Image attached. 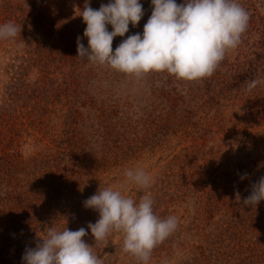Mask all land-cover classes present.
<instances>
[{"label": "trees", "instance_id": "16d2710c", "mask_svg": "<svg viewBox=\"0 0 264 264\" xmlns=\"http://www.w3.org/2000/svg\"><path fill=\"white\" fill-rule=\"evenodd\" d=\"M89 2L93 9H99V0ZM67 5L66 0H0V25L11 21L21 27V33L14 39H0V43L11 41L6 49H14L11 58L0 57V264H23L25 249L35 248L39 238L46 237L49 227L58 231L66 226L73 229L70 222H66L71 212L69 200L79 191V185L88 187L92 175L99 172L102 163L109 161L111 152H108L107 144L111 137L122 136L119 127L116 128L117 101L105 97L101 106L94 102L93 119H84L79 113L78 104L92 101L97 82L99 85L103 81L105 95L123 85L124 74L77 56L76 40L78 36L83 37L86 24L82 17L65 22L70 13ZM82 43L88 47L86 37ZM229 52L211 76L197 80V83L191 81L195 83L193 86L185 85L189 81L179 82L167 72H151L143 77L153 79L152 86L146 88L155 99L165 98L160 111V119L168 124L165 126H194L190 130L194 141L211 132L216 118L212 109L204 111L203 107L206 104L212 106L214 99L224 92L239 91L236 88L245 85V65L240 63L242 61H232ZM241 54H245L244 48ZM257 56L264 59V47L262 54L257 53ZM54 63L59 64L58 70L70 63L72 67L71 76L67 75L59 84L51 74ZM246 69L247 72L248 69L254 71V66L249 64ZM30 72H38L37 77H32ZM184 86L188 90H181L183 100L168 99ZM90 104L87 107L90 108ZM184 105L189 107L186 110L178 108ZM201 109L204 111L202 116L197 112ZM56 112L63 120L66 117L75 120V114L84 120L85 125L78 122L75 128H67L68 143L58 141V133L50 125V116ZM155 119L146 122L147 119L142 118V125H148L146 130L144 128L143 139L150 133L152 125L156 127ZM90 121L94 123L89 124ZM28 146L34 150L26 155ZM200 146H205L206 153L213 155L205 142ZM117 149L113 159L126 160L125 150ZM256 152L260 151L254 150V154ZM180 166L176 160L170 162L171 169ZM82 175L84 182L82 178L81 183L79 177ZM257 181L250 180L246 184L241 179L233 180L231 193L227 190L215 192V197L209 200L211 207L203 210V206H199V210L203 214L213 212L222 196L234 202L235 214L240 216V207L245 206L243 201ZM237 191L241 204L235 203ZM250 208L254 206H248L247 210ZM250 212L264 214V200ZM253 241L234 264H264V237ZM203 263L212 264L209 260Z\"/></svg>", "mask_w": 264, "mask_h": 264}, {"label": "rangeland", "instance_id": "374dc122", "mask_svg": "<svg viewBox=\"0 0 264 264\" xmlns=\"http://www.w3.org/2000/svg\"><path fill=\"white\" fill-rule=\"evenodd\" d=\"M66 1L70 13L65 22L80 20L81 17L78 15L85 0ZM237 2L248 11L250 19L240 44L234 50H230L229 55L232 61H242L240 63L245 65V85L241 89L236 88L239 91L224 92L214 99L212 106L206 104L203 107L204 111L212 109L211 113L216 118L211 132L203 135V139L199 136L194 141L190 137V130L194 127L190 124L165 126L168 125L166 121L160 119V111L163 108L161 105L165 98L155 99L146 88L152 86L150 83L153 79L145 80L143 77L136 78L124 74L123 85L116 86L105 95L104 83L100 81L99 85L98 82L96 84L92 101L87 100L84 104H78L80 115L84 119H93L94 102L101 106L105 97L117 101L116 128L119 127V133L122 134L119 138L111 137L110 143L107 144L108 152H111L108 155L109 161L101 162L100 170L95 176L92 175L91 181L88 182L89 186L83 188V185L78 184L79 191L69 200L71 212L66 222H70L73 231L81 227L86 229L88 234L83 239L102 260V264H143L122 250L121 233L113 232L105 241H95L90 229H87L88 223H96L99 213L85 208L83 202L99 189L103 190L106 187L120 188L123 195L131 197L136 203L142 196L149 195L153 200L155 215L161 219L177 217V229L153 249L148 264H205L204 260H209L212 264H234L239 254L245 252L253 240L258 237L263 239L264 214L259 212L258 215H254L250 212L255 211L256 207L249 210L248 206L240 207L241 215L238 216L232 205L234 202L221 196L219 198L222 200L219 201L220 204H216L213 212L203 214L199 210V206H203V210L211 207L209 200L215 197V192L227 190L231 193L232 181L239 180L241 175L247 174L243 180L246 184L250 180L257 181L264 176V82L252 89L248 87L253 79L264 81V59L257 56V53L262 54L264 47V0ZM107 3L109 0H99L100 5ZM140 3L143 5L144 16L137 26L129 24V31L124 37L117 36L113 39V52L129 35L142 34L144 24L151 15L152 6L151 0H140ZM77 7L80 9H76ZM111 28L110 25L108 30ZM10 43L11 41L0 43V48H3L0 49V57L2 55L5 58L12 57L14 49H6ZM243 48L245 54H241ZM249 64L254 66V71L248 69L247 72L246 66L248 68ZM70 65L71 63L58 70L59 64L54 63L52 69L50 68L56 84L61 83L67 75L71 76ZM224 71L225 69L222 73ZM30 73L32 77H37L38 72ZM194 84L188 82L185 85ZM181 90L186 92L188 88L182 87L177 94L168 96V99L170 97L173 100H183L184 94ZM88 104L90 108L87 107ZM188 107L184 105L178 108L186 110ZM112 108L113 106L111 110ZM197 112L202 116V109ZM75 116V120L67 117L63 120L61 114L57 112L50 116V125L54 132L58 133V141H67L68 127L75 128L78 122L84 123L81 116L76 114ZM153 117H156L157 128L152 125L150 133L143 139L144 128L146 130L148 125L143 126L141 120L145 118L146 122H149ZM92 123L94 122H89ZM129 124L132 126L129 129L124 127ZM202 142L209 145L208 148L213 155H208L207 148L200 146ZM117 147L120 152L125 150L126 160L113 159L118 152ZM26 149V155L34 150L29 146ZM254 150L260 152L254 154ZM174 160L181 165L180 168L171 169L170 162ZM137 167L143 168L152 178L149 187L141 189L127 181L125 170ZM79 178L82 183L83 175ZM214 186L218 188L215 189ZM227 211L232 213L229 214Z\"/></svg>", "mask_w": 264, "mask_h": 264}, {"label": "clouds", "instance_id": "9594fccd", "mask_svg": "<svg viewBox=\"0 0 264 264\" xmlns=\"http://www.w3.org/2000/svg\"><path fill=\"white\" fill-rule=\"evenodd\" d=\"M152 11L143 32L129 35L113 52V39L124 37L129 24L137 26L145 12L140 0H109L93 9L85 0L80 17L86 24L83 37L78 36V57L106 66L127 76L142 78L151 72H167L177 80L197 81L211 76L226 53L241 42L250 19L248 11L237 0H151ZM111 25L112 31L107 26ZM21 33L9 21L0 25V39H14ZM87 38L88 47L82 43ZM264 81L253 79L249 89ZM128 182L147 188L152 178L143 168L126 169ZM247 174L240 176L244 180ZM121 188L123 185L120 186ZM240 201V193H235ZM264 200V176L251 185L245 206L256 207ZM83 205L99 213L96 223H88L95 241H105L113 232L123 236L122 250L143 264H148L153 249L178 227V219H161L154 214L153 200L144 195L136 203L122 194L120 188L106 187L87 198ZM84 227L62 231L49 227L45 238L35 248H26L23 264H102L83 239Z\"/></svg>", "mask_w": 264, "mask_h": 264}]
</instances>
